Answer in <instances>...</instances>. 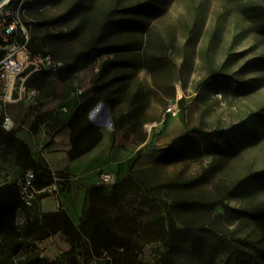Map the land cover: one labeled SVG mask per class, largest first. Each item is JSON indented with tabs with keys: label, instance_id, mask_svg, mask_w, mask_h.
Returning a JSON list of instances; mask_svg holds the SVG:
<instances>
[{
	"label": "rangeland",
	"instance_id": "374dc122",
	"mask_svg": "<svg viewBox=\"0 0 264 264\" xmlns=\"http://www.w3.org/2000/svg\"><path fill=\"white\" fill-rule=\"evenodd\" d=\"M146 1L154 13L127 14ZM13 8L32 49L67 69L32 74L35 97L8 108L17 128L0 125V187L18 191L33 156L18 133L34 134L43 103L79 89L91 94L85 120L132 153L133 169L89 191L77 223L55 192L19 207L20 237L0 239V264H23L32 251L46 264H264V186L245 182L264 170V137L237 151L244 125L264 110V68L242 69L264 59V0H20ZM126 17L138 21L130 34L114 26ZM109 46L114 53L98 57L100 70L107 66L101 80L86 51ZM94 83L106 87L94 94ZM83 126L73 124V137L85 145L94 136ZM205 132L216 133L219 150L203 149ZM152 149L168 152L154 162ZM137 162L149 173L125 181L144 170ZM57 202L62 224L46 213ZM17 242L23 249L13 254Z\"/></svg>",
	"mask_w": 264,
	"mask_h": 264
},
{
	"label": "crops",
	"instance_id": "0c3cea01",
	"mask_svg": "<svg viewBox=\"0 0 264 264\" xmlns=\"http://www.w3.org/2000/svg\"><path fill=\"white\" fill-rule=\"evenodd\" d=\"M83 86H87L86 81ZM87 89L90 90V87L88 86ZM83 101L84 99L78 95V90L72 91L67 96H61L56 101H45L40 113L43 122L39 124L37 131L31 136L18 133L31 149L32 158L36 162L52 174L65 175L39 194L44 191L55 192L60 197L63 206L61 210H65L67 217L74 223L79 222L82 217L89 189L101 184L99 177L101 173L110 174L115 180H120L126 177L133 166L132 153L113 147V136L105 130H99L101 140L90 151L74 160L69 158V151L72 148L70 122ZM173 139L172 133H169L162 143L169 145ZM150 153L154 161L163 152L161 149H152ZM144 168L146 165H143V162L134 163V169ZM57 203V206L44 203L43 207L49 206L51 210L49 212L43 210L42 213L60 212L59 202Z\"/></svg>",
	"mask_w": 264,
	"mask_h": 264
},
{
	"label": "trees",
	"instance_id": "16d2710c",
	"mask_svg": "<svg viewBox=\"0 0 264 264\" xmlns=\"http://www.w3.org/2000/svg\"><path fill=\"white\" fill-rule=\"evenodd\" d=\"M19 1L20 0H11L10 4L12 7H16L18 5ZM23 5H26L25 2L22 4V6ZM156 8H157V6L153 3V1H146L144 3H141V4H138L136 6L131 7L129 10H127V14H130V13L136 14V13H143V12H145L146 14H152L155 12ZM137 24H138L137 20H135L133 18L126 17V18L116 22L114 24V26L116 27V29L130 34L137 29L136 28ZM28 49L33 54L40 53V52H36L35 50L32 49L31 39H30ZM86 52L88 55V64L92 62L91 66L99 60L98 57H100L101 55L114 53L113 47H111V46L103 47V48L101 47L98 49V51H96V48H90ZM40 54H43V53H40ZM43 55H48V54H43ZM65 66H66V68H65V70H66L67 65L65 64ZM106 67L107 66H102L101 70H99V73L97 74V76L100 77L101 80H103L107 76ZM247 68H249L251 70L263 69L264 68V59L250 60L249 62H247L242 67V69H247ZM95 87H96V83L93 84V87H92L93 89H91V93ZM104 87H106V84H100L98 86V88H95L94 94L99 89L100 90L104 89ZM90 96H91V94L89 95V97ZM89 97L84 99L82 104L77 108V110L74 112V114L71 118L70 126H71V130H72V136H71L72 148L69 151V158L71 160H74V159L82 156L83 154L87 153L95 145H97L99 143V141L101 140V134H100L99 130H97L92 124H90L89 122H87L85 120V116H86V113L88 112V108L86 107V105L84 103L87 99H89ZM262 112H264V110L253 114L251 116V120H249V121H252V123H250V124L247 123L244 125L246 138H245V140L240 142L237 151H239V149L241 147H244V146H246L252 142L254 143L255 141L264 137V115L262 114ZM75 122H82L84 124L83 132L87 135H93L94 136V138L89 140L85 145L80 144V142H78V139H75L73 137V124ZM0 125H1V120H0ZM10 134H12V132H10ZM202 140H203V149H206V150L208 149L207 152H209V153L217 151L221 148V145L216 140V133L215 132L203 133L202 134ZM18 141H20V140H18ZM20 143L22 144V146L25 149H27V146L23 142L20 141ZM167 152L168 151H163V153L159 157H157L154 160V162L163 158L167 154ZM27 161H28L27 170H31L34 174L35 187H36L37 191H42L43 189L52 186L56 182V179L59 180V179H62L65 177L64 174H52L48 169H46L40 163L36 162L31 156H28ZM149 169L150 168H147V169H144L141 171H131L129 173V175L127 176V178H125V181L126 180L127 181L132 180V181H135L137 184H139L141 182L137 178L134 177L135 174L138 175L140 173H149ZM245 182H246V185H251V186H254L256 183H260V186L263 187L264 186V170L261 172H257V173L252 174L251 176H249L246 179ZM89 191L99 192L100 190H99V188L93 187ZM19 207H21V203H20L18 191L16 190L15 186L6 185L3 187H0V239H3L4 242H6L8 237H11L13 235H14V238L20 237L19 233L17 232L18 229L14 226V222H13L14 214ZM238 213L241 215V217L249 216V217H252V219L258 218V216H252L246 212L240 211ZM45 217H47V216H45ZM48 217H52V218L58 217L59 223H61V224L63 223V215L61 214V212L50 213V214H48ZM259 217H262L260 219H264V214H261V216H259ZM69 221H71V220H69ZM55 230L56 229L52 228L53 232ZM29 235H30V232H29ZM25 239H27V241L33 240V239H31L30 236H27V238H25ZM16 245L17 246H16V249L14 250L13 254H18L23 249V245L21 242H17ZM23 262H24L23 264H46L40 259V257L38 255L34 254L33 251L29 252V254H27L23 258ZM49 264H56V263H49Z\"/></svg>",
	"mask_w": 264,
	"mask_h": 264
},
{
	"label": "built area",
	"instance_id": "2783aa9c",
	"mask_svg": "<svg viewBox=\"0 0 264 264\" xmlns=\"http://www.w3.org/2000/svg\"><path fill=\"white\" fill-rule=\"evenodd\" d=\"M10 1L0 7V120L6 131L17 128V124L8 114V108L19 105L26 97L30 99L36 95L35 90H27L28 77L34 73H56L66 68L64 62H55L49 55L33 54L29 51L30 35L19 19L16 12L18 10L11 6ZM91 67H94L93 72L97 75L100 70L98 61ZM78 95L83 99L89 97L85 89H79ZM99 177L103 184L113 181L109 174L101 173ZM39 192L35 187L33 172L26 170L18 182L22 208L33 209Z\"/></svg>",
	"mask_w": 264,
	"mask_h": 264
},
{
	"label": "bare ground",
	"instance_id": "6f19581e",
	"mask_svg": "<svg viewBox=\"0 0 264 264\" xmlns=\"http://www.w3.org/2000/svg\"><path fill=\"white\" fill-rule=\"evenodd\" d=\"M9 2V0H2L0 3V7H2L3 5L7 4Z\"/></svg>",
	"mask_w": 264,
	"mask_h": 264
},
{
	"label": "water",
	"instance_id": "95a60500",
	"mask_svg": "<svg viewBox=\"0 0 264 264\" xmlns=\"http://www.w3.org/2000/svg\"><path fill=\"white\" fill-rule=\"evenodd\" d=\"M2 0H0V3H1Z\"/></svg>",
	"mask_w": 264,
	"mask_h": 264
}]
</instances>
